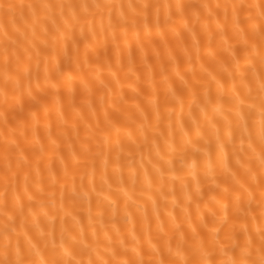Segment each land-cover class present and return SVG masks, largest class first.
<instances>
[{
    "label": "snow or ice",
    "instance_id": "6c2138e0",
    "mask_svg": "<svg viewBox=\"0 0 264 264\" xmlns=\"http://www.w3.org/2000/svg\"><path fill=\"white\" fill-rule=\"evenodd\" d=\"M0 264H264V0H0Z\"/></svg>",
    "mask_w": 264,
    "mask_h": 264
},
{
    "label": "bare ground",
    "instance_id": "6f19581e",
    "mask_svg": "<svg viewBox=\"0 0 264 264\" xmlns=\"http://www.w3.org/2000/svg\"><path fill=\"white\" fill-rule=\"evenodd\" d=\"M17 2H19V0H17ZM89 2H93V0H89ZM125 2H127V0H125ZM213 2H215V0H213ZM175 54H180L182 55V53L180 52L179 48H176L175 50ZM130 94V93H129ZM65 108H67V102L65 101ZM53 121H55V114L53 113V117H52Z\"/></svg>",
    "mask_w": 264,
    "mask_h": 264
}]
</instances>
